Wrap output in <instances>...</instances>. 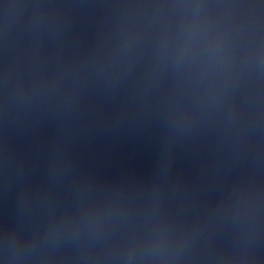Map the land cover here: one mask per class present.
<instances>
[{
  "label": "water",
  "instance_id": "95a60500",
  "mask_svg": "<svg viewBox=\"0 0 264 264\" xmlns=\"http://www.w3.org/2000/svg\"><path fill=\"white\" fill-rule=\"evenodd\" d=\"M0 264H264V0H0Z\"/></svg>",
  "mask_w": 264,
  "mask_h": 264
}]
</instances>
